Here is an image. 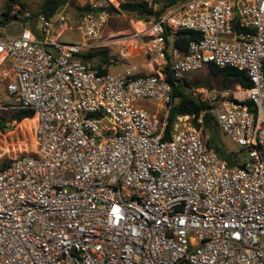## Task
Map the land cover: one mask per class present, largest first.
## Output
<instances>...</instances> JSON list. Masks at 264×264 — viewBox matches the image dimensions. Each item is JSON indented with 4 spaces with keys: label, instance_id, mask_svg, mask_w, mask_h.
<instances>
[{
    "label": "built area",
    "instance_id": "1",
    "mask_svg": "<svg viewBox=\"0 0 264 264\" xmlns=\"http://www.w3.org/2000/svg\"><path fill=\"white\" fill-rule=\"evenodd\" d=\"M89 7L77 45L58 41L63 14L23 13L18 35L0 34V78L16 103L5 109L35 118L33 152L0 169V264H264V0H187L150 17L157 69L146 76H108L76 57L101 49L111 16ZM181 31L199 34L185 51L172 45ZM209 66L245 74L250 88H191L209 108L170 124L169 80ZM206 113L245 151L240 164L208 147Z\"/></svg>",
    "mask_w": 264,
    "mask_h": 264
},
{
    "label": "rangeland",
    "instance_id": "2",
    "mask_svg": "<svg viewBox=\"0 0 264 264\" xmlns=\"http://www.w3.org/2000/svg\"><path fill=\"white\" fill-rule=\"evenodd\" d=\"M45 0H0V16L2 23L0 25L1 35H18L25 25V21L19 17V20H6L3 12L6 8L9 9V14L28 13L31 17L37 15L40 7ZM61 4L57 8L53 17L58 14H63L67 20L69 29H67L58 39L60 42L77 45L79 44V32L77 27L80 25L81 9L90 6L91 3L102 5L108 8L107 5L119 8L125 3H141L152 11H159L167 0H61ZM18 14V15H19ZM12 15V14H11ZM33 15V16H32ZM52 17V18H53ZM35 23L28 22L27 27L35 28ZM148 26L145 25L144 20H138L137 16L132 13L118 12L112 14L108 25L104 28L102 33L101 49H106L107 53L104 56L100 49H93L91 53L90 65L91 67H99L104 69L108 76L119 77L121 75H135L146 76L156 71L157 64L149 55L146 48V30ZM51 51V50H50ZM52 52V51H51ZM80 61H84L83 54L76 56ZM106 59V61H104ZM7 70V65H4L1 70ZM183 88L187 91L193 87L191 84L197 85L200 88H207L209 91L224 92L230 91L237 93V85L231 81H224L221 78L213 77L209 74L208 67L189 73ZM7 81L0 78V122L10 117L13 110H6L7 105H16L13 98L6 93ZM143 106L147 107L149 111H159V105L154 102H144ZM33 119L26 120L23 124L18 125L16 122L4 123L5 129L0 127V167L2 165L13 162L20 156L30 155L33 152L35 124ZM1 126V123H0ZM218 129V128H217ZM213 131H208L209 138ZM215 144L221 146L225 156L230 157L232 154L243 160L242 154L245 151L235 144H233L227 136L219 129L215 130L213 136ZM237 165V164H236ZM235 165V166H236ZM233 167V166H232Z\"/></svg>",
    "mask_w": 264,
    "mask_h": 264
},
{
    "label": "trees",
    "instance_id": "3",
    "mask_svg": "<svg viewBox=\"0 0 264 264\" xmlns=\"http://www.w3.org/2000/svg\"><path fill=\"white\" fill-rule=\"evenodd\" d=\"M187 0H167V3L159 10V11H152V9L147 8L144 4L141 3H125L123 5H120L119 8H113L111 6H108L107 11L109 12L110 15L112 14H118V12H124V13H132L137 16V19L147 21L150 17L152 16H157L161 12L166 11L167 9L171 8L173 5L179 3V2H184ZM61 0H45L43 4L40 7V11L37 15H43L48 19H51L54 16L55 11L61 4ZM90 7L86 6L81 9L82 12L89 10ZM20 13V11H19ZM19 13L9 16V9L6 8L5 11L3 12V16L6 20H18L20 19L19 17L21 16ZM19 14V15H18ZM33 16V15H32ZM36 16V15H35ZM33 16L32 18H34ZM54 18V17H53ZM199 39V34L191 31H181L178 32L173 40V47L178 48L181 51H185L187 44L192 41V40H198ZM104 56H106V49H100ZM93 54L90 52L83 54L84 57V63L90 65V61L92 60L91 57ZM106 61V59L104 60ZM91 66V65H90ZM95 68V67H93ZM97 68V67H96ZM101 74H106V71L103 69H100L99 67L97 68ZM209 74L213 77L216 78H221L224 81H231L234 82L236 85H239L242 89L246 90L250 88L249 81L245 74L238 72L235 69L232 68H217L215 66H209L208 67ZM170 84H172L173 87V99H174V106L169 114L168 120L169 123L172 124L174 119L177 116L181 115H198L201 111L207 110L209 107L203 103H200L199 101L193 99L188 93L187 89L183 88L182 85H174L171 81L169 80ZM186 81H184L185 84ZM189 87L193 88H200L197 85L191 84ZM209 91V89L204 88ZM211 91V90H210ZM29 119H34L33 113L31 111L27 110H20L13 112V114L10 115L9 118L4 119L3 122L1 123V129H5L4 123H12L16 122V124L21 125L23 124L26 120ZM204 124H205V129L206 131H213L210 136V138L207 141V145L209 148L213 149L219 157L224 160L227 164L228 167L235 166L236 164H240L241 159L237 156V154H232L230 157L225 156L223 153V150L221 146H219L217 143L215 144L214 141V135H215V130L217 129V126L212 123L210 115L207 113L204 116ZM244 155V154H242ZM5 164L0 167V169L4 168L5 166L9 165Z\"/></svg>",
    "mask_w": 264,
    "mask_h": 264
},
{
    "label": "crops",
    "instance_id": "4",
    "mask_svg": "<svg viewBox=\"0 0 264 264\" xmlns=\"http://www.w3.org/2000/svg\"><path fill=\"white\" fill-rule=\"evenodd\" d=\"M1 80H7V79H5V78H1ZM34 120V119H33Z\"/></svg>",
    "mask_w": 264,
    "mask_h": 264
},
{
    "label": "bare ground",
    "instance_id": "5",
    "mask_svg": "<svg viewBox=\"0 0 264 264\" xmlns=\"http://www.w3.org/2000/svg\"><path fill=\"white\" fill-rule=\"evenodd\" d=\"M34 122H35V118H34Z\"/></svg>",
    "mask_w": 264,
    "mask_h": 264
}]
</instances>
